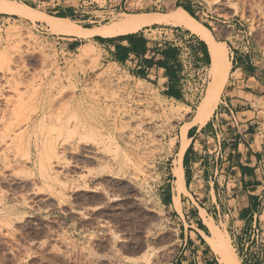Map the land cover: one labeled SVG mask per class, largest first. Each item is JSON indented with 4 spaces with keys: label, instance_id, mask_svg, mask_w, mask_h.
<instances>
[{
    "label": "rangeland",
    "instance_id": "374dc122",
    "mask_svg": "<svg viewBox=\"0 0 264 264\" xmlns=\"http://www.w3.org/2000/svg\"><path fill=\"white\" fill-rule=\"evenodd\" d=\"M1 1L52 17L68 14L71 5ZM118 2L128 9L114 11L111 20L88 22L102 20L104 13L87 19L79 12L83 7L65 19L107 29L127 15L167 16L187 7L205 28L215 18L235 19L231 50L264 60V0ZM171 29L177 28L168 21L135 32L173 37ZM93 36L53 33L42 19L0 12V264L172 262L169 244L175 238L161 197L170 189L175 136L195 115L209 67L198 82L189 80L198 89L193 106L181 107L104 62ZM173 185L178 192L176 177ZM206 224L232 248L226 233Z\"/></svg>",
    "mask_w": 264,
    "mask_h": 264
},
{
    "label": "crops",
    "instance_id": "0c3cea01",
    "mask_svg": "<svg viewBox=\"0 0 264 264\" xmlns=\"http://www.w3.org/2000/svg\"><path fill=\"white\" fill-rule=\"evenodd\" d=\"M32 1L38 8L58 4L57 0ZM66 1L71 3L69 12L77 13L83 7L79 12L87 19L111 8L128 9L118 0ZM234 22L232 17L207 21L206 28L215 41L226 48L227 80L208 121L186 129L187 145L180 158V131L175 136V163L169 168L172 180L167 181L170 189L161 197L162 207L170 213L168 229L175 238L169 244L174 251L171 264H221L207 243L211 229L202 211L206 220L210 218L227 234L238 264H264V60L255 62L247 53L234 47L231 50L229 42L237 38ZM173 27L177 28L169 30L175 32L173 37L150 38L133 32L96 35L91 42L99 48L104 62L146 82L159 97L191 108L198 91L197 83L192 82L205 75L211 58L205 41L183 27ZM192 118H187L180 130ZM179 165L184 190L178 193L173 170ZM253 228L259 229L263 239L249 246L255 252H248Z\"/></svg>",
    "mask_w": 264,
    "mask_h": 264
},
{
    "label": "bare ground",
    "instance_id": "6f19581e",
    "mask_svg": "<svg viewBox=\"0 0 264 264\" xmlns=\"http://www.w3.org/2000/svg\"><path fill=\"white\" fill-rule=\"evenodd\" d=\"M0 12L6 14L19 15L26 19H42L50 25V30L53 33L63 34L67 36H75L80 38H87L93 35H120L130 32H135L145 26L161 24L164 22H171L175 26H180L187 29L192 34L198 36L205 41L209 49L210 55V81L208 88L198 104L194 117L189 124L181 127V148L179 151V158L182 155L186 142L184 135L186 129L194 124L204 125L209 117L215 110L222 88L227 80L228 76V61L224 48L215 41L211 32L195 20L189 13L182 8H176L171 14L163 16L158 13H141L137 15H127V19L120 25L113 26L107 29H87L79 27L70 23L65 18L52 17L35 11L30 7H21L10 2H2L0 0ZM111 139L109 143H112ZM176 184L178 192L184 190L182 169L180 165L175 170ZM175 206L179 209V201L177 196L175 197ZM202 217L205 218L204 211L201 212ZM206 220V219H205ZM206 223L212 224V220L209 218ZM207 243L211 249L218 255L221 264H238L235 254L232 252V248L228 245V240L221 234L220 231L214 230L211 237L207 238Z\"/></svg>",
    "mask_w": 264,
    "mask_h": 264
},
{
    "label": "built area",
    "instance_id": "2783aa9c",
    "mask_svg": "<svg viewBox=\"0 0 264 264\" xmlns=\"http://www.w3.org/2000/svg\"><path fill=\"white\" fill-rule=\"evenodd\" d=\"M114 9L113 10H110L109 12H106L104 13V17L102 18V20L100 21H94V23H100L102 22L103 20H111L113 19V14H114ZM263 239V235L261 234V232L259 231L258 228H253V231H252V234L250 236V241L248 242V247L251 245V244H254V245H257L258 243H260ZM254 251L255 249L252 250L251 247L248 248V252L249 251ZM255 252V251H254Z\"/></svg>",
    "mask_w": 264,
    "mask_h": 264
},
{
    "label": "trees",
    "instance_id": "16d2710c",
    "mask_svg": "<svg viewBox=\"0 0 264 264\" xmlns=\"http://www.w3.org/2000/svg\"><path fill=\"white\" fill-rule=\"evenodd\" d=\"M184 10H186L194 18L193 14L190 12V10L187 7H185ZM69 14H71V12H68V14H66V12H62L61 11V12H59L57 14L56 17H59V18H68V17H71V15H69Z\"/></svg>",
    "mask_w": 264,
    "mask_h": 264
}]
</instances>
